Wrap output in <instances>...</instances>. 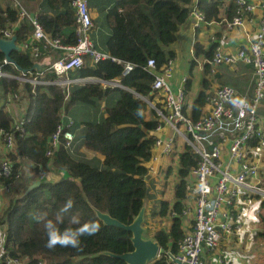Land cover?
Returning <instances> with one entry per match:
<instances>
[{
	"label": "trees",
	"instance_id": "obj_1",
	"mask_svg": "<svg viewBox=\"0 0 264 264\" xmlns=\"http://www.w3.org/2000/svg\"><path fill=\"white\" fill-rule=\"evenodd\" d=\"M1 1L0 36L3 30L12 28L18 21L17 9L12 1L4 0V6ZM28 1L21 0L27 8L30 7ZM225 3L226 0H197L195 4L203 11L205 19L219 20L222 18L220 9ZM88 4L105 12L104 19L110 33L104 41L105 51L101 50L106 52V57L94 61L87 56L81 66L69 72L70 77L87 79L75 81L66 87L57 82L59 76L48 69V63L40 69L33 68L35 62H42V58L61 54V50L44 48L42 41L32 42L38 46V56H34L30 46H27L12 50V61L3 62L5 55L0 50V66L4 70L16 75L23 70L32 73L38 71L36 75L42 81L33 84L16 77H0V133L11 132L15 142L13 150L2 153L13 163L11 177L2 180L7 184L14 182L20 174L23 160L30 162L31 171L35 173L48 171L50 163L67 172V176L53 182H41L28 192L10 199L0 214V223L6 225L3 256L26 257L29 264H39V261L41 264H128L119 257L101 252L122 253L132 250L131 232L105 224L97 217L92 206L129 223L145 203L148 196L145 182L148 168L145 162L152 155L155 141L151 131L161 123L147 99L153 100L158 95L152 87L155 75L168 59H173L175 52L168 46L175 40L179 26L189 18L194 2L89 0ZM37 6L36 17L50 36H57L67 44L76 42L75 15L69 0H41ZM237 6L234 0L226 3L227 18L236 13ZM61 13H65L74 24H59ZM31 32L32 24L25 19L14 29L17 42L28 41L26 38ZM216 45L213 43L204 50L200 48L196 53L202 52L208 59ZM150 58L155 61L154 69L147 66ZM126 62L132 64L129 71H125ZM234 64L247 70L240 80L228 69L229 63L219 65L227 67L224 70L229 72L223 77L218 70L211 71L205 60L203 85L191 105L193 118L204 113L206 97L213 91V82L234 88L247 85L248 91L245 93L235 88L237 94H253L252 65L242 61ZM115 78L120 79L122 86L105 84ZM190 86L188 77L183 84L185 93ZM12 100L25 101L19 113L23 118L19 128L15 127L17 119L7 107V103ZM156 104L160 106L161 102L157 101ZM73 105L74 108L85 106L87 109L100 105L104 116L87 117L79 123L73 115ZM149 109L153 111L152 118L146 117V110ZM258 111L264 114V96ZM60 123L69 129L74 125H82L84 146L102 154V162L99 164L74 153L72 148L64 146L63 140L48 155L50 136ZM198 159L199 156L186 145L179 154V178L175 184L174 201L170 204L161 200L157 211L160 216L171 215L170 225L160 226L153 233L161 253L149 264H168L167 251L174 252L178 248L185 232L182 214L185 207V182ZM69 199L73 201L72 207L61 213L60 210ZM152 214H156L154 209ZM37 217L43 219L37 220ZM260 219L264 232V212L260 213ZM47 220H51L61 231L65 228L75 229L90 221L98 223L100 228L94 235L82 236L79 249L59 245L49 249L46 247L48 237L44 228Z\"/></svg>",
	"mask_w": 264,
	"mask_h": 264
},
{
	"label": "built area",
	"instance_id": "obj_2",
	"mask_svg": "<svg viewBox=\"0 0 264 264\" xmlns=\"http://www.w3.org/2000/svg\"><path fill=\"white\" fill-rule=\"evenodd\" d=\"M11 1L17 9V25L3 30L1 36L11 37L21 20L29 21L32 24L30 38L28 41L18 42L19 48L30 46L32 54L38 56V46L32 42L42 41L44 48L61 50V54L48 63V69L59 76L58 83L69 87L75 81L87 79L80 77L74 79L69 76V72L81 66L87 56L94 61L107 56L106 52L95 47L90 36L93 19L89 0H69L74 9L77 35L76 42L71 44L63 43L57 36H50L36 14H31L21 0ZM196 1L193 0L194 5L189 13L194 27L207 22L203 11L196 6ZM234 2L238 5L236 13L231 18L222 17L226 25L228 27L242 25L245 14L259 6L263 13L258 30L251 36L248 46L227 52L220 45H216L211 57L206 61L211 71L221 63L232 65L242 61L251 64L254 73L253 94L238 95L231 85H216L214 90L207 94L208 108L199 117L193 118L184 110L183 86L174 88L169 81L173 74V59H168L156 73L152 85L158 96L160 95L161 105L158 106L154 99H147L161 121L156 128L168 125L172 132L168 138L155 137L154 147L159 148L164 156L177 161L185 145L199 156L185 182V207L182 214L185 218L192 211L191 223L179 241L177 250L167 251L170 260L168 264H202L201 253L205 249L216 248L222 234L232 232L244 204L255 198H260L262 204L264 202V114L258 111L264 96V1L260 4L247 0H234ZM3 62L10 61L4 59ZM147 66L154 69V59H148ZM131 68L132 64L126 62L125 71ZM37 73L23 70L16 75L0 66V77H16L33 84L42 82L38 79ZM105 84L122 86L119 78ZM16 119L15 127L19 128L23 118L18 115ZM0 134L2 136L0 142L5 151L13 150L15 142L12 133ZM73 137L71 129L62 123L58 124L50 136L51 147L47 150V154L51 155L61 140L65 147L72 148ZM176 142H180L183 147L180 151H177ZM2 153H0V193L10 189L2 179L10 178L13 173L12 161ZM19 175L17 176L20 177ZM177 175L176 180H178ZM263 212L261 208L260 213ZM5 229L6 225L0 223V264H29L26 257L3 256ZM219 264H222L221 260Z\"/></svg>",
	"mask_w": 264,
	"mask_h": 264
},
{
	"label": "crops",
	"instance_id": "obj_3",
	"mask_svg": "<svg viewBox=\"0 0 264 264\" xmlns=\"http://www.w3.org/2000/svg\"><path fill=\"white\" fill-rule=\"evenodd\" d=\"M41 0H29V8L23 3L27 10L31 14H36L38 6ZM230 0H226L228 3ZM254 4H260L264 0H247ZM226 3L221 7V17L226 16ZM4 6L6 1H1ZM91 15L93 19V27L90 31L91 39L95 46L105 51L104 41L110 33V29L105 22V12H100L95 5H90ZM263 10L261 7H255L251 12L245 14V19L242 25H236L228 27L226 23L221 19L219 20H207L206 23H201L200 26L194 27L192 24V17L190 16L185 22H183L176 33L175 40L168 46V49L174 50L175 55L173 57V74L169 79L171 85L176 88L183 86L184 82L190 77L191 86L185 93V105L184 110L191 115V105L194 98L197 96L202 88V79L206 72L204 69V62L206 56L204 53H196V50L206 49L213 43L220 45L224 51L234 52L236 49L249 45L251 36L258 30L259 21L262 16ZM59 24L62 26H72L73 20H70L65 13L59 15ZM17 23L13 24V27ZM31 35V34H30ZM27 36L26 40L30 38ZM212 37H214L212 39ZM199 54V55H197ZM52 59H56L53 55L42 58V64L49 63ZM194 62V63H193ZM240 64V63H239ZM239 64H232L228 68L230 72L234 74L237 79H241L247 70L242 66L238 68ZM225 65V64H223ZM223 66H217L218 70L224 77L225 72ZM76 79L77 77H72ZM251 80V79H250ZM219 85L217 82H213L211 88ZM237 91L242 93L248 91V86L235 87ZM212 90V89H211ZM160 95L154 97V101H160ZM208 108L207 104L204 106V110ZM153 109V108H152ZM152 109L146 110V117L152 118ZM93 115H94V111ZM94 117V116H93ZM74 134L72 140V151L82 157L93 159L99 164L103 160V155L99 152H90L82 140V125H74L71 129ZM155 137L168 138L172 135L171 129L168 125H163L160 128H156L151 131ZM1 146V145H0ZM177 151H180L183 147L180 142H176ZM4 147H0V153L4 152ZM27 164V166H26ZM148 171L145 177V182L148 188V196L143 205H145V221L144 224L147 227V234L153 235L155 230L160 226L168 227L170 225V219L168 216H160L158 211V205L161 200H166L170 204L174 201V189L177 182L176 175L178 172L179 159H171L169 156L161 154L160 149L153 147V152L148 161L145 162ZM30 162L21 161L20 170L23 178L20 179L18 185L21 183L26 190L36 180L41 182L56 181L61 177L67 176V172L63 168L55 166L53 163L48 165V171L43 173H35L31 171ZM25 170V171H24ZM22 176V175H21ZM55 177H58L55 179ZM20 178V177H19ZM16 182H14L15 184ZM39 183V184H40ZM155 200L158 203L155 206ZM254 199L245 203L242 212L237 218V223L234 224L233 230L230 234H222L221 240L216 248L205 249L201 253L202 264H219V260L222 264H264V232L263 225L260 219V209L264 204L260 202L255 209ZM193 209L192 204H190ZM2 206L0 205V212ZM156 211V214H152V210ZM192 211H190L183 220V227L189 229Z\"/></svg>",
	"mask_w": 264,
	"mask_h": 264
},
{
	"label": "water",
	"instance_id": "obj_4",
	"mask_svg": "<svg viewBox=\"0 0 264 264\" xmlns=\"http://www.w3.org/2000/svg\"><path fill=\"white\" fill-rule=\"evenodd\" d=\"M14 49H19V44L16 39V35L13 34L11 37L0 36V50L4 53L7 61H12L10 52ZM44 64L35 62L33 68L40 69ZM40 183V180L32 183L24 193L34 188ZM95 214L105 224L114 225L124 230L131 232V242L133 245L132 250H128L122 253H114L111 251H102L101 253L119 257L128 264H149L153 260L159 257L161 248L158 241L153 235L147 234V227L144 224L145 221V205H142L138 213L133 217L129 223H124L119 219L113 217L110 213L101 211L98 208L92 206Z\"/></svg>",
	"mask_w": 264,
	"mask_h": 264
},
{
	"label": "clouds",
	"instance_id": "obj_5",
	"mask_svg": "<svg viewBox=\"0 0 264 264\" xmlns=\"http://www.w3.org/2000/svg\"><path fill=\"white\" fill-rule=\"evenodd\" d=\"M73 205L72 199H69L63 208L61 213L67 212ZM43 217H37V220H41ZM74 222L75 221V218ZM44 228L47 234L46 247L49 249L55 248L57 245L61 247H73L79 249L81 247V237L91 236L99 231L100 225L96 222L90 221L75 229L65 228L61 231L51 220H47L44 223Z\"/></svg>",
	"mask_w": 264,
	"mask_h": 264
},
{
	"label": "rangeland",
	"instance_id": "obj_6",
	"mask_svg": "<svg viewBox=\"0 0 264 264\" xmlns=\"http://www.w3.org/2000/svg\"><path fill=\"white\" fill-rule=\"evenodd\" d=\"M24 102H25L24 100H22V101L20 100V102H15L14 100H12L9 103H7V107L10 109V111L14 114V116L16 118L18 117L21 109L24 108V104H25ZM0 104H1V100H0ZM75 105H73V108L75 107ZM92 111H94V117L95 118H97L98 116L102 117V115H103L102 106H100V105L91 106L89 109H87L85 106L76 107V108H74L75 114L73 113V115L75 116V118L80 123V121L84 118H86V119H87V117L93 118V112ZM69 115H71V114H69ZM77 126H80V124H78ZM0 145L2 146L1 142H0ZM90 152H94V151L90 150ZM26 166H27V164H26ZM23 175L24 174H21V170H20V175H19L20 178L18 177L14 181L16 183L14 184V182H12L11 184H8L10 189L4 190L2 193H0V205L2 206V208H1L2 210H1L0 214H2L3 209L8 206L10 199L14 198L15 196H20L22 193L25 192V190H24L25 187L23 185H21V183L18 185V182H21L20 179L23 178ZM57 178L58 177H55V179H57ZM178 178H179V176H178ZM260 202H261L260 198H255L254 199V206H252V204L250 206L253 209H255V206L260 204ZM157 203H158V200H155V206Z\"/></svg>",
	"mask_w": 264,
	"mask_h": 264
}]
</instances>
